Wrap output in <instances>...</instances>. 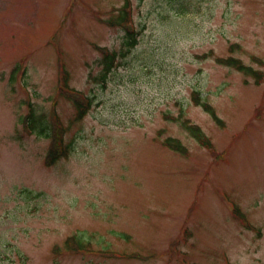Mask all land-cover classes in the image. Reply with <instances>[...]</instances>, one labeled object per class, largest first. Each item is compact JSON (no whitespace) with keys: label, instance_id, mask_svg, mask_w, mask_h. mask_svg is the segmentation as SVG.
<instances>
[{"label":"rangeland","instance_id":"1","mask_svg":"<svg viewBox=\"0 0 264 264\" xmlns=\"http://www.w3.org/2000/svg\"><path fill=\"white\" fill-rule=\"evenodd\" d=\"M123 2L0 0V264H264V76L220 61L264 73V0H128L131 46L114 21ZM102 47L117 55L104 79ZM62 70L92 99L79 119ZM29 105L70 145L51 165Z\"/></svg>","mask_w":264,"mask_h":264},{"label":"trees","instance_id":"2","mask_svg":"<svg viewBox=\"0 0 264 264\" xmlns=\"http://www.w3.org/2000/svg\"><path fill=\"white\" fill-rule=\"evenodd\" d=\"M130 17V9L128 8V0H125L123 5L117 9V15L115 18V22L117 24H119L120 26H123L125 29V33H126V45L127 46H131L132 44L135 43L136 40V34L137 31H133V29L131 30L130 27H128V22H129V18ZM101 51L104 53L103 55V60H102V71H101V78L104 79L107 75V73L112 69V67L114 66V62L117 58V55L115 52L112 51H108L105 50L104 48H101ZM220 61H222L223 63H225L226 65L232 66L235 69L239 70V71H243L245 73H250L252 75H254L257 80L258 77L261 75V72L258 70H254L251 67L245 65L243 62H241L239 59L237 58H233V57H229L227 59H220ZM68 79V74L66 71H62V83L64 85V90L66 91L67 96L71 97L72 99H74L75 101V105L77 108V117L81 118L82 115L85 113L86 109L91 106L92 104V99L88 96H86L85 98L83 96H80V94H82L79 91L73 90L71 88H69L66 85ZM197 92H193V100L200 104L207 112H209L211 114V116L216 119L217 121L218 118L214 113V110L212 108H210L208 105H206L205 103H203L198 97L199 95L196 94ZM24 122L27 123L26 128L27 129H32L33 127L35 128L36 125L38 127H40L39 131L40 132H44L46 134H48L51 137V145L49 147V158L50 159H54L57 157L58 153L60 154H65L67 152V149L69 148L68 144L64 143L63 137H61V127L58 124L56 119H52L49 120L50 124H46L45 126H41V121L42 119L36 118L35 117V113L34 110L30 109L29 112L24 116ZM185 126L189 129V131L198 139L202 140V133L201 131L198 129V127L194 126V125H188L185 122ZM203 142V141H202ZM207 143V142H204ZM177 148V146H176ZM81 249H84L81 248Z\"/></svg>","mask_w":264,"mask_h":264}]
</instances>
